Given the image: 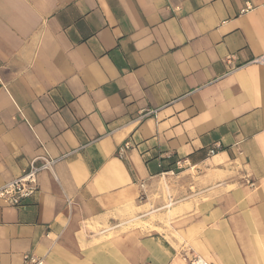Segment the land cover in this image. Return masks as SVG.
<instances>
[{
  "label": "crops",
  "instance_id": "0c3cea01",
  "mask_svg": "<svg viewBox=\"0 0 264 264\" xmlns=\"http://www.w3.org/2000/svg\"><path fill=\"white\" fill-rule=\"evenodd\" d=\"M263 54L264 0H0V188L58 160L0 264H264Z\"/></svg>",
  "mask_w": 264,
  "mask_h": 264
},
{
  "label": "built area",
  "instance_id": "2783aa9c",
  "mask_svg": "<svg viewBox=\"0 0 264 264\" xmlns=\"http://www.w3.org/2000/svg\"><path fill=\"white\" fill-rule=\"evenodd\" d=\"M253 7L248 4L245 9L241 12L242 14L248 13ZM226 65L229 67L227 74L235 73L236 71L243 69L249 65H259L264 67V54L258 57H255L251 61L238 65L236 62L235 56H228L225 59ZM153 112H146L140 119L152 115ZM133 148V144L130 141L123 143L117 150V154L120 158H124L129 150ZM221 149V145L216 144L208 151L209 156H214ZM58 160L53 159L48 156L36 157L30 162L29 168L24 171V173L16 178L11 183L0 188V199L4 202L5 205L11 207H22L24 203L31 198L38 190V177L42 172L49 171L54 172V167ZM185 161L177 162V168L181 169L182 164L186 163ZM144 188V186H142ZM144 194L141 195V200H143ZM188 264H209L200 256H194L192 258L185 257L184 259ZM25 261L29 264H42V261L37 259L34 256H26Z\"/></svg>",
  "mask_w": 264,
  "mask_h": 264
}]
</instances>
